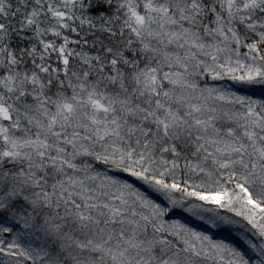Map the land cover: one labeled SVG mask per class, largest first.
Returning a JSON list of instances; mask_svg holds the SVG:
<instances>
[{"label": "snow or ice", "instance_id": "1", "mask_svg": "<svg viewBox=\"0 0 264 264\" xmlns=\"http://www.w3.org/2000/svg\"><path fill=\"white\" fill-rule=\"evenodd\" d=\"M0 264H264V0H0Z\"/></svg>", "mask_w": 264, "mask_h": 264}, {"label": "rangeland", "instance_id": "2", "mask_svg": "<svg viewBox=\"0 0 264 264\" xmlns=\"http://www.w3.org/2000/svg\"><path fill=\"white\" fill-rule=\"evenodd\" d=\"M197 223H199V222H197ZM217 238H220V237H217Z\"/></svg>", "mask_w": 264, "mask_h": 264}]
</instances>
